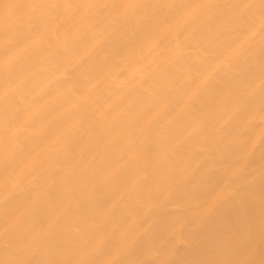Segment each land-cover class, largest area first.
Returning <instances> with one entry per match:
<instances>
[{"label":"bare ground","instance_id":"6f19581e","mask_svg":"<svg viewBox=\"0 0 264 264\" xmlns=\"http://www.w3.org/2000/svg\"><path fill=\"white\" fill-rule=\"evenodd\" d=\"M0 264H264V0H0Z\"/></svg>","mask_w":264,"mask_h":264}]
</instances>
